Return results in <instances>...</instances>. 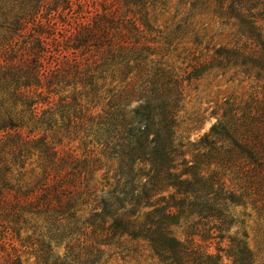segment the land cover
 Here are the masks:
<instances>
[{
	"label": "trees",
	"instance_id": "obj_1",
	"mask_svg": "<svg viewBox=\"0 0 264 264\" xmlns=\"http://www.w3.org/2000/svg\"><path fill=\"white\" fill-rule=\"evenodd\" d=\"M13 1L18 13L10 19L0 15V30L7 32L0 38V149L6 146L15 158L38 143L45 162L30 189L12 194L8 170L0 168L5 171L0 226L31 231L27 239L39 243L36 264H105V247L130 241L146 242L162 264H220L221 252L230 264H255L244 241L222 232L234 224L230 210L236 206L249 203L264 219V30L257 25L258 2L194 0L192 11L215 3L218 17L237 22L238 41L205 47L202 59L191 52L189 72L180 78L149 59L160 31L149 20L148 0H122L125 12L120 0L101 12L83 9L87 5L80 0H53L51 6L50 0ZM179 29L164 37L165 44ZM230 64L255 74L260 90L243 107L223 109L221 120L200 138L202 151L193 161L183 159L177 172L182 153L175 128L183 82ZM107 76L111 87L101 93L104 84L97 81ZM60 84L80 85L82 92L59 96L53 108L51 95ZM55 115L59 129L84 133L100 155L114 159L111 175L97 180L93 150L60 157L45 142V132L57 125ZM38 130L43 134L35 138ZM227 174L235 177L238 190L226 186ZM188 219L193 220L188 238L179 240L171 227ZM194 236L217 243L227 239V249L209 253ZM51 242L64 243L62 255ZM0 264L21 261L18 254H7Z\"/></svg>",
	"mask_w": 264,
	"mask_h": 264
},
{
	"label": "rangeland",
	"instance_id": "obj_2",
	"mask_svg": "<svg viewBox=\"0 0 264 264\" xmlns=\"http://www.w3.org/2000/svg\"><path fill=\"white\" fill-rule=\"evenodd\" d=\"M81 3L87 5L83 9L102 11V8L107 7L113 9L114 0H80ZM194 0H148L146 9L149 15V20L154 29L160 31V36L155 37V41L151 45L152 51L149 59L152 62H158L161 67L169 70L180 78H185L186 73L189 72L187 67V57L191 52L195 57L201 59L206 54L205 47H232L238 41L237 22L234 20L227 21L215 14L211 7L205 9L204 5L197 7L195 11L191 10L190 4ZM258 2L256 8L257 13H261L257 18V25L264 30V0H255ZM229 2V1H227ZM53 0H50V6ZM120 11H126V7L120 0ZM214 5V6H213ZM75 10L76 7H74ZM19 7L17 1L0 0V15L1 13L9 17L18 13ZM129 15H131L129 13ZM4 20L0 18V24ZM236 23L233 26V23ZM6 25V24H5ZM179 25L178 36L170 45L165 44L164 37L170 32L174 31L175 27ZM7 35L5 29L0 30V38L2 35ZM186 72V73H185ZM110 78L105 80H98L97 85L101 88V93L110 88ZM114 85V84H113ZM260 82L255 79V74L251 76L243 73L238 66L229 65L226 67H215L200 75L197 78L184 80V100L181 108L177 114L176 124V142L179 143L178 149L182 156L176 160L177 172L183 170V159L187 162L193 161L194 156L202 151L200 146V138L204 133L209 132L212 124L221 120V113L229 105L233 107H243L249 101L254 90H260L256 86ZM82 92L80 85L65 86L60 84L54 88V94L51 95L53 103L56 107L59 96H68L72 93ZM84 102V101H83ZM134 105V104H133ZM20 108H17V111ZM57 125L51 130L45 132L47 136L45 142L55 147L60 157H65L69 154L81 157L86 151L93 150V153L99 159V169L96 172L98 181L108 173L111 175L115 168V161L112 157H104L100 155V147L95 143L88 144L89 138L84 133H67L60 128V121L55 115ZM39 133V134H38ZM43 134L42 131L36 132L35 138ZM40 144L34 143L27 146L25 151L17 157L8 154L6 146L0 149V157L3 162L0 168L8 170L7 182L12 186L14 192L16 188L20 191L30 189L36 180L40 177L43 164L45 162L42 154L40 155ZM1 146V143H0ZM22 166V168H21ZM147 170V166H140ZM1 171L5 173V171ZM201 173L206 172V168L201 166L199 168ZM0 172V173H1ZM22 175V176H21ZM235 177L231 174L225 176V184L229 189L238 190L239 183L234 180ZM1 185V182H0ZM240 191V190H239ZM235 218L234 224L228 232H222L225 236L229 235L232 238H237L246 243L247 248L252 253L255 264L264 263V219L260 218L257 209L253 205L247 203L245 206H236L230 210ZM192 219L188 221L181 220L177 225L171 227V232L174 237L179 240L187 239L190 233V224ZM0 226V241L4 244V252L0 251L2 261L7 254H18L21 264H36V250L38 245L36 241L30 242L27 236L31 235V231L21 230L20 232L12 229V227ZM38 241L40 237H33ZM194 241L199 244L207 252L216 254V248L220 247L227 249L228 241L223 239L222 242L217 243L218 240L202 241L199 237L194 236ZM52 249L55 253L62 255L64 252V243L55 245L51 242ZM106 255L103 257L105 264H162L157 257L153 255L146 242H124L121 245L112 244L105 247ZM224 252L220 264H230Z\"/></svg>",
	"mask_w": 264,
	"mask_h": 264
}]
</instances>
